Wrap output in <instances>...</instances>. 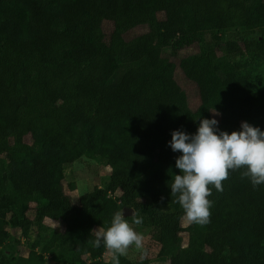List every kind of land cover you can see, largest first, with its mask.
Returning <instances> with one entry per match:
<instances>
[{
  "label": "trees",
  "instance_id": "trees-1",
  "mask_svg": "<svg viewBox=\"0 0 264 264\" xmlns=\"http://www.w3.org/2000/svg\"><path fill=\"white\" fill-rule=\"evenodd\" d=\"M233 23L249 33L241 41L206 37ZM187 48L180 66L194 108L164 55ZM242 52L264 65V0H0V264H23L19 240L5 245L9 228L24 236L45 219L65 224L41 247L54 264H112L90 241L123 208L159 231L172 264H264V184L254 189L241 169L223 191L210 185V222L189 223L184 246L170 195L180 174L172 131L194 134L214 111L220 130L246 121L264 131V88L248 89L229 58ZM79 153L112 169L105 187L74 202L53 167Z\"/></svg>",
  "mask_w": 264,
  "mask_h": 264
},
{
  "label": "clouds",
  "instance_id": "clouds-1",
  "mask_svg": "<svg viewBox=\"0 0 264 264\" xmlns=\"http://www.w3.org/2000/svg\"><path fill=\"white\" fill-rule=\"evenodd\" d=\"M168 144L173 152L180 153L175 158L180 174L171 179L170 195L176 198L183 218L190 223L210 222L213 202L208 199L212 194L209 186L223 191L222 181L229 178L230 171L243 169L241 178L249 179L254 189L264 184V131L246 121L241 122L240 130L229 133L219 129L217 119L203 118L194 134L172 131ZM132 216L135 225L143 223L138 214ZM92 232L95 239L90 243L96 248L103 244L112 264H120L119 257L126 256L133 245L144 249L143 234L130 225L121 211L114 213L109 227Z\"/></svg>",
  "mask_w": 264,
  "mask_h": 264
},
{
  "label": "rangeland",
  "instance_id": "rangeland-1",
  "mask_svg": "<svg viewBox=\"0 0 264 264\" xmlns=\"http://www.w3.org/2000/svg\"><path fill=\"white\" fill-rule=\"evenodd\" d=\"M163 13L164 11L160 10L155 14L158 17H162ZM107 25L108 24L104 23L105 27ZM232 25L233 26H230L223 31H211L206 37L210 38L213 35H218L223 42L229 39L241 41L244 35L249 34L239 28L237 24L233 23ZM143 30H145V26H139L132 30L128 35H136ZM191 51H193V49L189 48L178 52L165 51L164 55L177 63L178 66L175 70L176 84L180 89H183L186 92L189 105L194 108L198 104L196 86L185 78L184 71L180 66L183 59L182 57ZM229 58L237 61L239 73L244 77L248 89L264 88V65L256 55L242 52L230 56ZM214 118L218 119V115H215V113ZM111 169L112 165L107 160L99 159L98 157H88L79 153L72 163L54 165L53 172L60 176L65 192L71 196L74 202H77L78 197L82 193L90 191L94 187H105ZM34 205V202L29 203L30 207H33ZM120 211L124 212L125 218L130 225L144 236V249L139 250L133 245L128 249V253L125 257L129 258L134 263L143 261L145 262L144 264H172L171 248L166 241H159V231L154 227L145 225L144 223L135 225L132 216V213L134 212L131 209L123 208ZM43 223L45 228L40 229L37 226H32L24 236L21 232H16L9 228L11 236L8 238L5 245H12V239L14 238L19 240L18 252L24 259L22 261L23 264L55 263L53 257L44 252L41 247L48 240L51 231L54 232L55 230L58 233H62L65 230V224L61 220L50 219H45ZM189 223L190 222L182 217L180 224L183 227V230L179 233L180 244L182 246L187 244L188 232L185 228ZM99 227L102 226L97 225L93 230L98 229ZM162 247L163 251L160 252ZM166 247L167 249L165 250ZM109 255L110 253L107 251L103 257L107 259Z\"/></svg>",
  "mask_w": 264,
  "mask_h": 264
}]
</instances>
